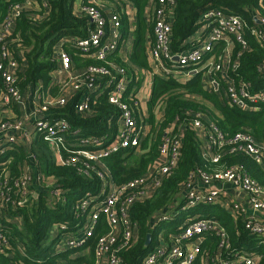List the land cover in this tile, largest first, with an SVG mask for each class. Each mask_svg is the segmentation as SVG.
<instances>
[{"label": "trees", "instance_id": "16d2710c", "mask_svg": "<svg viewBox=\"0 0 264 264\" xmlns=\"http://www.w3.org/2000/svg\"><path fill=\"white\" fill-rule=\"evenodd\" d=\"M150 1L155 4L157 0H132L137 10L133 52L131 49L128 56L129 53H118L117 49L106 56L111 65L122 69L127 76L129 71L130 74L135 71L131 64L144 68L148 66L145 55L147 48L143 41V29L146 27L143 11ZM18 2L20 0H0V26L5 22L10 7ZM74 2L75 0H33L32 7L23 9L4 33L0 42V60L3 53L16 60L12 72L21 94L29 88L35 90L36 87H40L42 95L56 94L59 88L55 84L58 70L56 51L59 48L69 53L77 71L83 72L89 65H104L103 61L78 53L71 47L70 40L84 37L90 25L87 17L74 8ZM211 9L237 14L247 21L248 26L244 32L247 49H241V46L232 39L230 56L227 59L225 56H219L222 47L215 54H211L214 55V62L222 66L221 77L225 72L226 77L236 85L239 81L249 84L252 92L264 89V78L259 72L264 63V44L249 32V28L255 25L258 18H264V0H174L169 42L171 52L179 53L188 46L187 39L203 22L200 20L202 14ZM123 25L125 26V22ZM150 28L152 32V20ZM236 61L237 67L233 69L232 65ZM164 63L171 66L175 61ZM109 69L111 73L118 75L115 69ZM104 83L105 78L98 81L96 89L94 85L87 89L90 102L89 109L85 112L78 114L75 110V103L81 92H73L66 96L63 106L53 105L48 108L45 118L50 122L64 119L70 125V131L63 136L64 141L57 144L58 151L63 157L67 156V149L76 148L73 145L81 140L88 141L87 148L95 150L114 139L120 126V109L107 101L108 89ZM2 85L0 83V102L4 100L5 90ZM134 85L130 79L122 99L133 109L135 119L138 121L139 105L133 102H138L139 99L136 90L132 91ZM101 89L103 93H99ZM131 91L130 99L128 93ZM195 96L201 97L204 102H198ZM158 102L162 104V112L160 117L155 119L151 110ZM148 109L149 116L146 119L148 132L140 145L137 148H121L102 160L107 178L114 183H121L143 175L150 166L162 162L158 146L167 133H181L180 157L176 167L164 178L152 196L135 202L130 207L129 216L137 225L135 230L137 239L122 250L121 264H141L158 234L167 236L169 232L176 230L180 222L199 213L216 219L225 231V244H228V247L219 245L221 237L216 231L207 230L201 234L202 240L199 243L201 255L194 264H202L205 257H209L210 260L215 258L210 264H218L216 261L218 257L233 261L242 251L257 254L256 264H264V238L252 234L245 228V218H242L240 213H237L235 218L229 209L220 205H199L178 213L169 221L149 225L152 215L168 206L187 179L197 170H205L207 167L211 170L222 169L239 164L247 170L252 179L264 184V159L257 162L242 153H230L228 147H224L219 160L214 164L208 163L202 155L201 142L192 126V120L199 114L203 125H215L227 137L246 131L252 134L256 141H261L264 139V103L256 105L253 109L240 108L226 102L220 89L218 92L206 90L202 86L201 72L182 81L160 71L159 74L153 75ZM31 128L35 135L28 151L35 156L37 169L49 183L43 182L45 190L38 192L37 197H31L27 204L9 208V217L14 221L12 225L7 223L8 231L11 245L16 248L11 256H7L6 252H0V264H61V262L94 264L95 242L107 229L102 221L94 227L85 245L76 249L81 250V254L74 256L76 250L67 248L64 241L80 222L73 211L74 204L86 195L96 194L100 188V179L95 170L100 166H95L88 175H84L78 172L79 163L76 165L60 163L51 145L43 140L42 132L37 131L34 125ZM97 138L101 140L94 142ZM20 144H14L0 154V163H4L3 167L8 170L10 176L19 174L27 154V150L25 151ZM54 189L59 192V200L56 199V202L50 205L49 192ZM17 216L20 217L21 225L15 221ZM60 224L66 228L60 230ZM148 234L151 241L145 245ZM86 248L87 253H84Z\"/></svg>", "mask_w": 264, "mask_h": 264}, {"label": "built area", "instance_id": "2783aa9c", "mask_svg": "<svg viewBox=\"0 0 264 264\" xmlns=\"http://www.w3.org/2000/svg\"><path fill=\"white\" fill-rule=\"evenodd\" d=\"M105 3V0H89L79 4L77 11L87 17L90 25L84 37L70 40L71 47L75 51L103 61L104 65H89L83 72L77 71L69 53L59 48L56 51L58 61L56 76H61V79L55 77V84L60 86L61 91L70 88L72 93L81 92L75 103V110L79 114L89 109L90 97L87 89L91 85H94L96 89L98 81L105 78L104 86L108 89L106 99L111 105L120 109V126L114 139L104 146L90 150L87 148L88 141L81 140L73 145L76 148L67 149V156L63 157L58 151L57 144L64 141L63 136L70 131V125L64 119L50 122L45 118L49 107L65 104L66 95L63 92L51 98L53 101H45L42 98L43 95L41 96L42 93L39 92V87H36L33 108L27 115L23 118H7L4 115L0 117V154L14 144L21 143L20 145L23 146V142L24 148L27 149L18 175H8V170L3 167L4 163H0V252H6L7 256L13 255L16 248L11 245L7 226L9 208L23 206L29 202L33 181H36L37 185H43V182L47 180L40 172L35 173L36 159L28 151L35 133L27 128L28 125H34L37 131L42 132L43 140L51 145L60 163L64 165L79 163L78 172L84 175H88L95 166H100L95 169L100 179V188L96 194L86 195L74 204L73 211L80 222L77 225L78 228L64 241L67 248L74 247L76 244L85 245L94 227L102 221L107 229L95 242L94 264H121L122 250L137 239L135 234L137 225L129 216L130 207L135 202L150 198L160 187L164 178L176 167L180 157L181 133H167L158 146L162 162L150 166L143 175L114 183L107 178L103 170L102 160L105 157L121 148H137L146 135V122L137 121L133 109L122 99L131 78H128L122 69L116 68L106 60L107 55L121 47L118 45L122 39L121 15L118 7L126 3L124 0H110V13H106ZM32 4L33 0H20L10 7L5 22L0 26V42L21 11L31 8ZM151 9L153 41L147 47L146 55L155 71L171 74L172 70L180 69L184 70L185 78L201 72L202 86L208 91L218 92L220 89L226 102L245 109H253L256 105L264 103V89L252 92L249 84L243 81H239L238 85L232 80L221 82L222 66L214 62V55H211L222 47L219 56L229 57L230 52L227 48L232 39L241 46V49H247L244 32L248 26L245 19L237 14L225 13L221 9L208 10L201 16L200 20L203 21L201 26L187 39L189 43L196 42L195 45H190L179 53H172L169 42L174 0H157L155 4H152ZM260 25L264 28V18H258L255 25L249 28V32L264 44V29ZM18 57L21 58V55L18 54ZM165 61H175V64L166 66ZM15 66L16 60L9 57L7 53H3L0 60V83L3 84L5 91L4 100L0 102L1 106L8 104L23 106L24 104L23 94L18 91L12 72ZM232 67L233 69L237 67V61ZM109 68L115 69L118 75L111 73ZM259 72L264 78V63L259 68ZM133 90H135L134 86ZM132 91L128 93L130 99ZM99 93H103V90L101 89ZM133 103L139 105V101ZM192 126L197 136L201 134L203 137L201 152L208 163H216L224 147H228L230 153H242L257 162L264 159V141L257 142L249 132L240 131L227 137L217 126L203 125L199 114L192 120ZM100 140L97 138L94 142ZM47 181L46 183H49V180ZM223 182L232 183L246 194L249 208L253 213L264 211V184L252 179L247 170L239 164L214 170L207 167L205 170L201 169L192 173L173 200L179 202L177 211L184 212L202 204H212L218 193L216 184ZM54 199L59 200L57 189L49 192V203L52 204ZM232 208L235 214L242 210L238 204H232ZM167 211L168 209L163 208L154 213L150 219V226L169 221L175 215V212L170 215ZM15 221L21 223L20 217H15ZM65 228V225H59L60 230ZM245 228L252 234L264 238V222L253 215L245 218ZM175 229L167 236L163 234L156 236V243H153L141 264H194L201 255L199 247L202 240L201 234L207 230L216 231L221 237L219 245L228 247V244H225V231L213 217L196 214L179 223ZM257 260V254L246 251L238 253V257L233 261L220 257L216 259L218 264H256ZM210 261H215V258L210 260L209 257H205L202 259V264H210Z\"/></svg>", "mask_w": 264, "mask_h": 264}, {"label": "crops", "instance_id": "0c3cea01", "mask_svg": "<svg viewBox=\"0 0 264 264\" xmlns=\"http://www.w3.org/2000/svg\"><path fill=\"white\" fill-rule=\"evenodd\" d=\"M84 1H89V0H75L74 8L78 9L79 4L83 3ZM124 1L126 4L118 7V9L120 11V15H121V33H122V39L118 42V45L121 46V47H119L118 53H129V54H127L129 56L131 53V49L133 52L132 44L134 42V39L136 38L137 10H136V7H135L134 3L132 2V0H124ZM105 2H106L105 3L106 13H110V0H105ZM152 4H153V2L150 1L148 6L143 11V19H144V22L146 23V27L143 29L144 30L143 41H144L146 48L153 41V35L151 32V28H150V24H151V20H152L151 19V12H152L151 6H152ZM171 14H172V12H171ZM123 22H125V26L123 25ZM261 28L264 29L262 26H261ZM124 29H126L125 33H123ZM189 42L190 41L187 40V43H189ZM194 43H196V42H194ZM194 43L193 42L189 43L188 46L189 47H190V45L193 46ZM230 49H231V46L229 44L227 50L229 51ZM145 55H146V53H145ZM225 59H227V56H225ZM147 63H148V66L146 68L131 64V66L135 70L133 72V74H130V71L128 70L129 71L128 76L135 83L134 89L136 90L137 96L139 99L138 100L139 101L138 119L141 121L143 120L145 122H146L147 117L149 116L148 101H149L151 89H152L153 75L159 74V72H160V71L159 72L155 71L153 69L151 61L148 57H147ZM223 63L225 64L224 59H223ZM170 75L175 76L177 79H180L182 81L190 78V77L185 78L184 77V70H180V69L172 70ZM56 79H61V76L57 75ZM220 79L222 82L223 81H225V82L229 81V78L226 77L225 72H224V74H222V77H220ZM62 92L66 96H69V94L72 93L70 88H65V90L63 89V91H61V89L58 88V91L56 92V94L54 96L61 95ZM33 98H34V90L33 89L31 90L30 88H29V90H25L23 92V102L25 104H23V106H18V105H14V104L8 105V106H1L0 105V117L4 115L7 118H11V117L23 118L25 115H27L32 110ZM194 98H195V100H197L200 103L204 102L201 99V97L199 98V96H195ZM47 100L53 101L52 99H47ZM151 112H152V115L154 116L155 119L160 117L161 112H162V104L160 102L155 104L152 107ZM27 128L31 132H33L30 125H28ZM145 129H146V134H147V132H148L147 122H146ZM201 136L202 135L200 134V136L198 138H199L200 142L202 143L203 137H201ZM262 141H264V139L261 141H257V142H262ZM22 147L25 151L27 150L26 148H24V142H23ZM216 188H217L218 193H217V196H216V198L212 204L220 205L226 209H229L230 213L233 216H235V218H236V214L233 212L234 210L232 208V204H238L240 206V208L242 209L240 211L242 218L250 217L253 215L259 221L264 222V211H262V212L259 211V212L253 213L251 211V209L249 208L246 194L243 193L240 189L236 188L232 183H228V182L219 183V184H216ZM41 190H42V188L40 185H37V184L31 185L30 192H31V195L33 197H37V193L41 192ZM212 204H202V205H212ZM174 212H175L174 213L175 215L180 213L179 211H177V209ZM181 212H183V211H181ZM199 215L206 216L202 213H199ZM7 221H8V223H10L12 225V222L14 221V219H12L11 217H8ZM156 240L157 239L155 238L153 241L154 244L156 243ZM251 253H253V252H251Z\"/></svg>", "mask_w": 264, "mask_h": 264}, {"label": "rangeland", "instance_id": "374dc122", "mask_svg": "<svg viewBox=\"0 0 264 264\" xmlns=\"http://www.w3.org/2000/svg\"><path fill=\"white\" fill-rule=\"evenodd\" d=\"M205 41V40H204ZM39 92H41L40 91V87H39ZM41 96H42V94H41ZM44 96V97H43ZM43 96H42V98H44V100L45 101H47V99H51V98H55V96L53 95V96H50L49 94H43ZM200 98V97H199ZM25 104V103H24ZM136 153H138L137 151H136ZM35 173H37V172H39V170L36 168L35 169ZM41 173V172H40ZM42 174V173H41ZM42 176H43V174H42ZM45 182H47L46 180H45ZM37 183H36V181H33V183H32V185H36ZM41 186V188H42V190H45V186H43V185H40ZM31 197H33V196H31ZM179 197H177V199H178ZM180 199H181V197H180ZM56 202V200L54 199L53 200V203L52 204H54ZM179 202L178 201H176V202H170L169 203V205L168 206H166L165 207V209H168V211L167 212H169L170 213V215H172V212H174V210L177 208V204H178ZM51 203H50V205H52ZM174 215V214H173ZM177 215V214H176ZM176 215H174L172 218H174ZM171 218V219H172ZM19 225H21V223H19ZM77 225H79V224H76L75 225V229H77L78 228V226ZM8 226V225H7ZM161 239V238H160ZM79 246H80V244H76L74 247H71V248H69V249H71V250H76V249H78L79 248ZM84 246V245H83ZM83 246H81V247H83ZM75 255L74 256H76V255H78V254H81V250H76L75 252ZM84 253H87V250H85V252ZM61 264H63V262H61Z\"/></svg>", "mask_w": 264, "mask_h": 264}, {"label": "water", "instance_id": "95a60500", "mask_svg": "<svg viewBox=\"0 0 264 264\" xmlns=\"http://www.w3.org/2000/svg\"><path fill=\"white\" fill-rule=\"evenodd\" d=\"M150 240H151V236H150V234H148L146 236L145 245H148V243L150 242Z\"/></svg>", "mask_w": 264, "mask_h": 264}]
</instances>
